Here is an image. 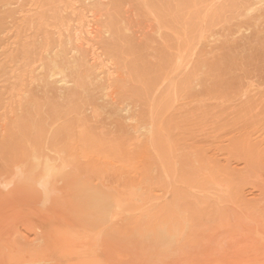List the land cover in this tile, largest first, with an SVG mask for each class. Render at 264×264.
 <instances>
[{"label":"bare ground","instance_id":"bare-ground-1","mask_svg":"<svg viewBox=\"0 0 264 264\" xmlns=\"http://www.w3.org/2000/svg\"><path fill=\"white\" fill-rule=\"evenodd\" d=\"M0 264H264V0H0Z\"/></svg>","mask_w":264,"mask_h":264}]
</instances>
